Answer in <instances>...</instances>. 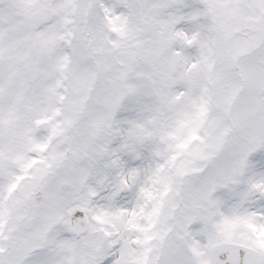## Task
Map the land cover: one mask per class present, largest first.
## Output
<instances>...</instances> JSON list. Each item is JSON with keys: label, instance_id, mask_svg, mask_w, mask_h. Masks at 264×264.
<instances>
[{"label": "snow or ice", "instance_id": "obj_1", "mask_svg": "<svg viewBox=\"0 0 264 264\" xmlns=\"http://www.w3.org/2000/svg\"><path fill=\"white\" fill-rule=\"evenodd\" d=\"M0 264H264V0H0Z\"/></svg>", "mask_w": 264, "mask_h": 264}]
</instances>
